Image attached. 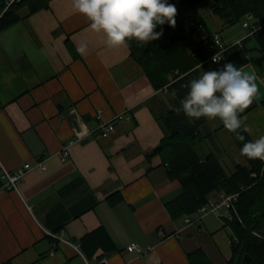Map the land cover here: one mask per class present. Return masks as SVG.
Returning a JSON list of instances; mask_svg holds the SVG:
<instances>
[{"label": "crops", "instance_id": "0c3cea01", "mask_svg": "<svg viewBox=\"0 0 264 264\" xmlns=\"http://www.w3.org/2000/svg\"><path fill=\"white\" fill-rule=\"evenodd\" d=\"M213 33L228 47L214 68L231 61L257 77V106L243 116L256 139L264 135V52L247 34L224 36L206 24L184 45L194 52ZM172 98L153 87L128 46H108L71 0H51L2 30L0 176L39 159L46 169L27 172L17 192L0 191V264H187L197 249L213 264H226L234 234L224 218L211 213L186 226L185 215L173 218L167 207L182 187L151 152L165 135ZM97 111L104 119L123 116L107 138L97 129ZM206 126L213 133L198 154L205 142L211 147L200 158L212 153L222 166L231 157L246 164L221 122ZM74 131L82 139L62 161L58 154ZM116 194L120 199L110 204ZM99 228L114 248L97 247L88 257L80 240ZM131 243L152 249L138 257L126 251Z\"/></svg>", "mask_w": 264, "mask_h": 264}, {"label": "trees", "instance_id": "16d2710c", "mask_svg": "<svg viewBox=\"0 0 264 264\" xmlns=\"http://www.w3.org/2000/svg\"><path fill=\"white\" fill-rule=\"evenodd\" d=\"M50 1L22 0L12 5L0 17V32L20 19L47 8ZM202 1L169 0L176 6L175 24L158 26L156 31L163 29L158 40L147 44L131 40L127 45L131 56L153 87L156 90L166 88L173 97V106L163 119L165 135L151 155L160 156L166 165L168 178L177 180L182 187V193L167 204L173 218L195 212L212 193H238L235 204L237 215H232V219L226 221L236 237L230 243V257L226 264H264V161L248 160L242 156L246 164H236L234 172L227 174L214 154L209 153L203 158L198 154L200 145L213 133L207 131L208 119L188 118L182 111L176 110L188 91L184 85L199 76L202 70H209L202 63L213 53L210 48L211 36L198 43L194 52H189L184 45V41L197 31L198 25L205 24L197 9ZM2 10L0 6V13ZM210 11L224 27L243 24L246 15H251L254 22L264 23V0H213ZM250 38L255 39L264 52V26L245 40ZM260 104L264 106V100ZM256 106L253 102L241 116ZM221 128H224L223 125ZM240 131L245 140H252L243 127ZM226 132L240 152L244 141L238 140L234 133ZM253 173L256 177H252ZM119 199L120 195L116 194L110 196L108 201L114 204ZM80 241L81 249L88 257L97 247L105 250L114 248L104 228L86 234ZM187 258V264H213L202 249L189 253ZM1 264L12 262L8 260Z\"/></svg>", "mask_w": 264, "mask_h": 264}, {"label": "clouds", "instance_id": "9594fccd", "mask_svg": "<svg viewBox=\"0 0 264 264\" xmlns=\"http://www.w3.org/2000/svg\"><path fill=\"white\" fill-rule=\"evenodd\" d=\"M75 12L90 21V28L103 33L108 46H127L129 41L147 44L158 40L167 23L175 24L176 6L169 0H71ZM80 51L84 50L82 46ZM213 62L223 60L220 53L212 56ZM255 73L246 72L229 61L222 66L202 70L188 81V89L177 111L188 118L218 120L223 127L244 141L240 154L248 160L264 161V135L245 140L240 129L249 131L243 124L245 109L253 103L259 86Z\"/></svg>", "mask_w": 264, "mask_h": 264}, {"label": "built area", "instance_id": "2783aa9c", "mask_svg": "<svg viewBox=\"0 0 264 264\" xmlns=\"http://www.w3.org/2000/svg\"><path fill=\"white\" fill-rule=\"evenodd\" d=\"M22 0H3L0 3V6L3 7L2 12L0 13V17L6 12L10 7L14 4L21 2ZM242 26L247 30V36H250L260 30L264 23H257L254 22L251 15H246V19ZM203 28V25L200 24L197 27V30ZM210 48L212 50V55L204 61L202 64H205L208 69H212L214 66L220 64L222 62H213L212 56L215 53H220L222 58L225 51L228 47L223 43L221 36L218 33L211 35V44ZM97 121V129L101 134V137L107 138L109 137L116 129L115 123L117 120L122 119V115H116L110 119H104L102 111H97L95 115ZM83 134L78 131H74V137L67 141L65 146L63 147L62 151L58 154L59 158L64 161L68 156V149L74 145L75 143L79 142L82 139ZM32 169H40L45 170L46 164L45 159H39L34 162H26L17 169L16 171L10 172L6 169H3L2 174L0 176V191L2 190H11V191H18V184L23 178V176L31 171ZM253 177H256V174H252ZM238 193L233 194H225L222 191L217 193L215 196L209 197L207 202L199 207L195 212L191 214H187L184 217V223L186 226L192 225L198 221H200L203 217L208 214L214 213L226 221L232 219V215H237L235 204L237 202ZM255 234V233H254ZM53 237L59 238L57 235L52 234ZM232 240H236V237L233 236L229 243ZM152 247H147L145 249L139 247L135 243H131L126 247V251L129 253H134L138 257H141L145 254V252L151 250ZM101 262H105L104 260Z\"/></svg>", "mask_w": 264, "mask_h": 264}, {"label": "rangeland", "instance_id": "374dc122", "mask_svg": "<svg viewBox=\"0 0 264 264\" xmlns=\"http://www.w3.org/2000/svg\"><path fill=\"white\" fill-rule=\"evenodd\" d=\"M213 2V0H204L202 2H200L197 5V9L198 12L201 14L202 18L205 21V24L207 25V27L210 29V31H214V30H221L222 34L225 36L227 33L230 36H234L233 38L237 37V36H241V35H245L247 34V30L242 26V23L236 24L234 26H230V27H221V21L219 20V18L215 15H213L210 11V5ZM221 27V28H220ZM203 33V32H201ZM215 34V33H213ZM220 35V34H219ZM227 40V39H226ZM251 42L253 44H255L256 42L254 40H251ZM186 48H190L187 44H186ZM189 50V49H188ZM212 125V124H211ZM210 126V125H209ZM206 144H204L203 146V150L201 152H199V154H204L205 152H207V150H209V148L211 147L210 142H205ZM237 151V155L240 159V162L245 163V160L243 159L242 155L240 154L238 148H236ZM238 160H236L235 162H237ZM225 163L223 164L225 171L227 172V174H231L234 172V168H235V162L233 160V157L226 159L224 161ZM254 174V173H253ZM253 177V176H252ZM221 191L216 192L220 193ZM223 193H225L224 191H222ZM226 194V193H225Z\"/></svg>", "mask_w": 264, "mask_h": 264}, {"label": "water", "instance_id": "95a60500", "mask_svg": "<svg viewBox=\"0 0 264 264\" xmlns=\"http://www.w3.org/2000/svg\"><path fill=\"white\" fill-rule=\"evenodd\" d=\"M247 260V258H245V261Z\"/></svg>", "mask_w": 264, "mask_h": 264}]
</instances>
